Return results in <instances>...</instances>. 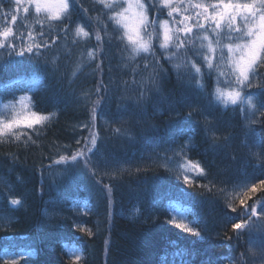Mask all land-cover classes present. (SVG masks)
I'll list each match as a JSON object with an SVG mask.
<instances>
[{
	"label": "trees",
	"instance_id": "16d2710c",
	"mask_svg": "<svg viewBox=\"0 0 264 264\" xmlns=\"http://www.w3.org/2000/svg\"><path fill=\"white\" fill-rule=\"evenodd\" d=\"M0 3L9 7L7 0ZM97 15L90 0H80L74 19L87 25L89 39L75 37L79 43L73 44L71 34L65 40L62 29L53 28L49 43H55L51 49L41 50L39 63H8L0 50V108L27 95L36 106L31 109L48 117L31 129H13L20 135L19 140L7 133L0 136V264L21 251L29 255L21 257L17 264L245 262L247 257L241 254L248 252L249 233L245 231L237 239L231 224H225V217H240L245 208L239 203L240 197L229 200L214 180L222 173L229 178L231 173L242 171L243 178L251 183L242 191L246 205H260L264 198V184L260 183L264 180V117L255 123L260 147L257 153L246 140H238L243 136L238 110L208 106L214 75L206 78V90L201 93L189 85L185 69L177 71L163 58L159 63L164 71L157 87L151 83L152 68L145 69L142 59L128 68L116 69L112 49L102 62L90 60L87 51L96 45L95 33L101 29V23L95 20ZM23 16V12L18 14L16 30L35 35L39 25ZM3 26L4 21L0 20V28ZM100 34L104 36L102 31ZM26 42L31 43L27 39ZM44 61L48 63L47 70ZM261 72L259 79L264 80V69ZM101 81L107 94L104 89L96 93ZM251 92L257 103H264L260 88L254 86ZM105 95L108 99H101ZM98 99L100 106L93 118L92 109ZM114 101L119 102L120 111L126 102V110L113 109ZM189 105L200 110L186 119ZM133 111L139 122L132 124V119V123H122L120 127L131 135L120 138L121 132L116 129L121 128L109 127L107 121L113 122L114 115V119L128 118ZM205 116L216 126L214 138L206 135ZM84 124H90L99 136L97 159L107 158L118 167L122 164L118 161L136 164L121 180L103 176V183L114 184L111 203L102 185L91 188L93 182L78 172L71 180L63 178L62 165L53 164L60 155L75 151L76 139L89 135V129L82 127ZM189 138L191 150L187 158L174 159L196 161L205 169L206 174L197 176L193 183H185L181 175L166 169L160 159L138 160L158 154L159 146L178 148ZM213 145L217 147L214 149ZM247 159L253 160L249 167L244 163ZM253 183L254 192L250 190ZM10 196L22 198L23 206L13 210L8 205ZM229 204L236 208L235 212ZM176 214L187 221L197 219L203 238L170 224V218ZM74 221L82 223L92 234L75 227ZM72 249L81 254L80 263L70 259Z\"/></svg>",
	"mask_w": 264,
	"mask_h": 264
},
{
	"label": "snow or ice",
	"instance_id": "6c2138e0",
	"mask_svg": "<svg viewBox=\"0 0 264 264\" xmlns=\"http://www.w3.org/2000/svg\"><path fill=\"white\" fill-rule=\"evenodd\" d=\"M7 3L9 7H4L3 3H0V20L4 21V26L0 28V50L8 63L24 61L39 63L41 50L51 49L55 43V40L52 44L49 43L53 28L62 29V38L65 40L71 34L74 37L73 44L79 43L75 37L90 36L89 31L84 30L87 25H82L74 19L76 5L80 0H7ZM97 3L103 7L97 8L96 11L102 13L110 24H106L95 33L96 45L87 51L90 60L100 59L102 62L113 48L129 64L140 58L145 61V69L152 68L151 83L153 87H157L159 76L164 71L159 63L163 58L177 69L184 68L189 85H194L198 92L203 93L206 90V78L214 75L216 86L208 94V106L222 107L225 110L232 106V110L238 109L250 124L256 123L259 117H264V103H257L254 94L247 92V89L255 86L261 89L259 95L264 96V80L259 79L262 75L261 70L264 69V0H97ZM21 12L24 14L23 19H31L35 25H39L35 35L31 31L25 35L16 30L18 14ZM165 16L166 18H162ZM100 31H103V37ZM56 34L59 36L60 32ZM37 36L40 37L39 40ZM26 39L31 43L26 42ZM16 57L21 59L17 61ZM44 67L48 69L47 61H44ZM96 67L99 69V64ZM203 69H207V72ZM52 71L55 74V69ZM102 89L107 94V88L101 81L97 84L96 93L99 94ZM101 99L108 97L105 95ZM27 104L32 109L36 107L31 98L27 99ZM99 106L100 99L95 102L92 109L93 118ZM188 107L186 119H191L193 113L200 109L195 105ZM47 119L48 117L31 111V115L23 119L0 120V136L7 133L19 140L20 135L13 129L21 125L31 129ZM204 119L206 135L214 138L216 126L208 121L207 116ZM82 127L89 129V135L76 139L75 151L60 155L53 164L62 165L63 178L71 180L73 174L78 172L93 182L91 188L102 185L111 203L114 184L103 183V176L113 179L119 168L103 157L96 158L99 152L97 146L99 136L92 131L90 124H84ZM216 147L217 145H213L214 149ZM190 150L191 138L178 148H172L170 145L161 158L164 166L169 167L175 156L187 158ZM189 167L199 175L206 174L198 162L188 160L187 163L180 164L181 169ZM183 178L185 183L194 182L186 171ZM260 183L264 184V180ZM250 190L253 192L256 190L254 183ZM239 203L245 207V211L240 217H225V224H231L237 239L245 231L249 233L250 247L247 253L241 255L245 258L248 256L258 258L259 264H264V232L258 239L251 235L253 231H259L255 229V221L251 219L257 216V209L246 205L243 197ZM23 204L22 198L10 196L8 199V205L13 210H18ZM228 207L232 212L236 211L233 205L229 204ZM260 218L264 219V209ZM169 223L184 233L203 238L197 227V219L185 222L183 219L178 221L170 218ZM74 226L81 231H87L89 235L92 234L82 223L74 221ZM17 255L23 257L29 253L21 251ZM70 259L79 262L81 256L76 254L74 249ZM4 264H17V260L6 259ZM240 264H244V261L242 260ZM251 264H257V260L252 259Z\"/></svg>",
	"mask_w": 264,
	"mask_h": 264
},
{
	"label": "rangeland",
	"instance_id": "374dc122",
	"mask_svg": "<svg viewBox=\"0 0 264 264\" xmlns=\"http://www.w3.org/2000/svg\"><path fill=\"white\" fill-rule=\"evenodd\" d=\"M2 0H0L1 2ZM94 6L97 8H102L103 6L102 5H99L97 3V0H90ZM106 11V10H105ZM167 10H165L166 12ZM98 15L97 17H95V20L97 19V22L98 23H101L99 27H101V29H103V27L106 25V24H110V21L107 20V18L100 12H97ZM152 15V14H150ZM24 17V16H23ZM162 18H166V17H162ZM82 25H84L83 23L81 22H78ZM85 30V29H84ZM103 32V31H102ZM104 34V33H103ZM78 38L82 39V40H86L85 37H83L82 35L79 36ZM89 39V38H87ZM114 49V48H113ZM113 54L114 56L113 57V62H114V65H115V68L116 69H120V68H128V66L130 65L129 62H127L126 60H123L122 57H121V54L116 51L115 49L113 50ZM140 58H137V61L136 62H132L131 64H137V62L139 61ZM128 65V66H125V65ZM180 70H184V68H180ZM179 71V69L177 70ZM212 91L214 90L215 86H216V81H215V78L212 80ZM254 88V87H252ZM252 88L250 89H247V92L248 93H251L253 94L251 91H252ZM133 92H134V89H133ZM134 95V94H133ZM255 97V95H254ZM24 98L23 100H20L17 99L15 101H12V102H9L7 104H5L4 106H2L0 108V120H6V119H12V118H20V119H23L24 117H27V116H30L31 115V111H33L30 106H28L27 104V97H22ZM122 99H118V101L120 102ZM256 100V98H255ZM123 107H121L120 109L121 110H125L126 107L128 106V104L125 102V104L122 105ZM125 108V109H124ZM229 108H232V106H229ZM238 110V109H237ZM236 110V112H237ZM232 112H235L232 110ZM238 113L239 110H238ZM119 122L121 123H132L130 121V119H123V120H118ZM235 121V120H234ZM106 122V121H105ZM212 122H216L215 119L212 120ZM112 121H107V125L110 127L112 126ZM134 124V123H132ZM240 130L242 131V138H244L250 145V147L255 150V152H259V145L257 144V132H256V128H255V123H248L244 116L241 114V117H240ZM20 127H24L23 125H21ZM123 127V126H122ZM127 130V129H126ZM131 133L128 132V131H125V133H123V136H119L120 138L123 137V138H128L127 136H130ZM241 141V140H239ZM238 143V141H237ZM236 143V144H237ZM235 144V145H236ZM160 148H158V154H154V155H150V157L146 156V159L145 161H150L151 159H160L161 160V164L164 166L163 162H162V157H164L165 155V150L168 149L167 147H164V146H159ZM236 147H238V145H236ZM251 149V150H252ZM252 150V151H253ZM169 155H171V153H169ZM191 161V160H190ZM188 160H175L173 159L172 161H170L169 163V167H165L166 169L170 170V171H175L177 174L181 175L183 177V173L186 171L187 172V175L189 177H192L193 180L196 179V177L198 176L199 177V174H197L196 172L192 171L191 168L189 167L188 169H181L180 168V164H183V163H187ZM192 162H196V161H192ZM103 171V169H102ZM242 174V171L235 175V176H232V177H223L221 176L220 178H218L217 180H214L217 184L220 185V188L222 187L225 191H226V194H227V198L229 200H232V199H235V198H241L244 196V193L242 192L248 185H250L248 183V181L250 180H247L243 178V176L241 175ZM248 191V190H247ZM246 191V192H247ZM250 191H248L249 193ZM247 193V194H248ZM244 198V197H243ZM264 200V198H263ZM244 207V206H243ZM245 208V207H244ZM257 209V216H254L252 217L251 219L253 221H255V229L259 230V231H253V233L251 234L252 237H255V238H259L260 234L262 232H264V219H261V215H262V209H264V204L262 205H258L257 207H255ZM250 210V209H249ZM175 219H177L178 221L181 219L179 216H174ZM183 219V218H182ZM184 220V219H183ZM185 221V220H184ZM186 222V221H185ZM249 247H250V244H248ZM78 254V253H76ZM79 255V254H78ZM13 259H16L17 261L19 259H21V256L17 255L15 257H13ZM252 259H256L257 260V264H259V261H258V258H252L250 256H248L246 259H245V262L244 264H251V260ZM80 262V261H79Z\"/></svg>",
	"mask_w": 264,
	"mask_h": 264
},
{
	"label": "bare ground",
	"instance_id": "6f19581e",
	"mask_svg": "<svg viewBox=\"0 0 264 264\" xmlns=\"http://www.w3.org/2000/svg\"><path fill=\"white\" fill-rule=\"evenodd\" d=\"M22 97H27V98H29L27 95H21L20 97H18L17 99H19L20 100V98H22ZM16 99V100H17ZM15 101V100H14ZM119 102L118 101H114V106H113V109H116L118 112H123V111H125V110H123V111H120L119 109ZM127 108V107H126ZM131 109V108H130ZM130 109H128V110H130ZM130 112H132L131 110H130ZM120 115H124V114H120ZM136 115L137 114H135V112L133 111V113H131V116L130 117H128V119H130V121L132 122V119L134 120V124H138V122H139V119H136L137 117H136ZM113 117V116H112ZM116 116L114 115V117H113V122L114 123H112V125H114V127L116 126V127H120L121 126V122H119L118 120H123L124 118H122V119H119L120 117L119 116H117V118L116 119H114ZM127 119V118H126ZM118 124H120V125H118ZM121 128V127H120ZM119 129V128H118ZM120 130V129H119ZM125 131H128V130H126V129H124V128H121V130H120V136H123V133H125ZM129 132V131H128ZM128 137V136H127ZM238 140H245L244 138H242V136H240L239 137V139ZM102 149H106L107 150V147L106 146H103L102 147ZM107 152V151H106ZM107 159V158H106ZM146 159V157H143V158H140V159H138L139 161L140 160H145ZM108 160V159H107ZM118 162H122V164H120L119 165V171L118 172H116V173H114V178H113V180H121V178H125V177H127V175H126V172H127V174H128V172H130V170H131V168L132 167H134V166H136V164H133L132 162H128V161H118ZM253 162V160L251 161V160H249V159H247V160H245L244 161V163L246 164V166L247 167H249V165L251 164ZM121 166H123V168L122 169H120V167ZM214 169V168H213ZM135 172H132V174H134ZM223 174V176L225 175L224 173H222ZM232 175L231 176H235V175H237V173H231ZM260 205L262 204H264V200H262V202H260L259 203ZM174 216H179L181 219L183 218L186 222H188L187 221V219L183 216V215H180V214H176V215H174ZM249 240H248V243H249V241H250V235H249ZM74 249H72V250H70V252H69V254H71V252L73 251ZM76 251V250H75ZM76 253H78L80 256H81V254L79 253V252H77L76 251ZM70 257V256H69ZM81 261V260H80ZM80 263V262H79Z\"/></svg>",
	"mask_w": 264,
	"mask_h": 264
}]
</instances>
